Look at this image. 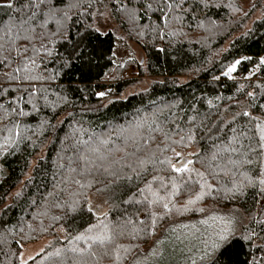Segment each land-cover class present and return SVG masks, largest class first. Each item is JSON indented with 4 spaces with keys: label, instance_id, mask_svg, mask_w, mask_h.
<instances>
[{
    "label": "snow or ice",
    "instance_id": "obj_1",
    "mask_svg": "<svg viewBox=\"0 0 264 264\" xmlns=\"http://www.w3.org/2000/svg\"><path fill=\"white\" fill-rule=\"evenodd\" d=\"M219 6L214 0L0 3L12 13L0 22V132L7 133L0 156L6 160L21 144L34 147L33 137L45 134L60 145L44 191L29 199L31 220L0 210V264H147L148 249L158 255L152 246L158 232L175 233L177 224L195 240L189 251L198 260L189 257L191 264H264V56H233L213 82L231 81L234 94L194 98L187 107L178 98L141 100V107L93 127L76 119L71 98L80 94L85 113L107 106L93 108L89 95L111 102L112 89L97 90L88 79L103 51L101 37L119 31L121 40L135 37L137 48L155 47L179 35L193 13ZM107 51L116 68L125 66V56L136 59L126 47ZM115 78L113 72L109 79ZM65 105L71 111L59 119ZM44 109L49 115L39 119ZM29 118L38 120L35 127ZM44 159L28 165L39 170ZM37 231L53 240L26 255Z\"/></svg>",
    "mask_w": 264,
    "mask_h": 264
},
{
    "label": "trees",
    "instance_id": "obj_2",
    "mask_svg": "<svg viewBox=\"0 0 264 264\" xmlns=\"http://www.w3.org/2000/svg\"><path fill=\"white\" fill-rule=\"evenodd\" d=\"M214 3L220 6L193 13L196 19L186 18L179 35L165 37L162 41L158 40L155 47L149 44L147 48L143 45L137 48L135 37L125 36V39L121 40L119 31L112 32L110 36L101 37L105 41L103 51L97 55L95 66L88 75V79L93 88L97 84L101 86L97 90L110 87L111 102L98 101L94 96L89 95L88 101L93 108L105 103L107 106L99 108V111L85 113L79 111L84 106L80 100V94L73 93L71 98L75 100L78 109L76 119L83 117L86 125L91 122L95 127L98 123L102 124L114 117H120L122 113L131 111L133 107H141V100L144 105H147L150 99L178 98L185 101L184 106L187 107L194 98L233 95L235 85L231 81L216 83L213 82V76L218 75L220 66L231 60L233 56L242 53L251 56L254 61L264 56V20L260 19L264 16V0H214ZM229 4L232 5L231 8L228 7ZM253 5L255 8L252 7ZM245 12L249 15L245 16ZM11 14L7 9H0V22L7 21ZM86 22L93 23L91 20ZM201 23L203 26H198ZM189 24L191 27L188 26ZM177 28L179 29L180 26L178 25ZM144 39L150 41L152 38L146 35ZM109 47L116 50L118 47L131 48L136 59L131 61L128 58L123 68H116L108 63ZM161 47L166 48V51L160 52ZM218 52L220 55L217 57L215 54ZM131 64L135 65V74L131 78L124 79V73ZM246 67L250 68L251 65L248 64ZM113 72L116 78L109 79ZM79 78V74L74 77V79ZM146 87L150 88V91L144 94L142 90ZM133 92H141V95L133 96L131 95ZM224 103L227 104L229 101L225 100ZM69 111L71 108L65 105L62 110H59L58 118L63 119ZM48 115L49 110L44 109L39 119H45ZM29 122L35 127L38 120L29 118ZM52 122L56 123V120L53 119ZM61 128L67 129V121L61 125ZM6 135V132H0V140ZM33 139L34 147L29 145L25 148L21 144L17 152L9 155L6 160L0 156V169L3 170L0 172V210H7L6 218L24 215L25 219L30 221L31 217L26 215L33 211L28 207L29 199L38 195V189L40 192L44 191L43 182L49 180L51 172L55 170V153L59 150V142L49 143L52 138L47 134L39 136L38 139L33 137ZM41 155L45 159L41 162L39 170L29 167L28 162L35 164L36 158ZM29 176L33 177L31 183H28ZM21 190L22 196L15 198V193ZM8 205L11 207L8 208ZM29 239L34 242L47 239V245L53 240V234L37 231L32 233ZM37 264H40L39 260Z\"/></svg>",
    "mask_w": 264,
    "mask_h": 264
},
{
    "label": "rangeland",
    "instance_id": "obj_3",
    "mask_svg": "<svg viewBox=\"0 0 264 264\" xmlns=\"http://www.w3.org/2000/svg\"><path fill=\"white\" fill-rule=\"evenodd\" d=\"M5 0H0V3H4ZM134 47V46H133ZM125 47H118L117 51L122 50ZM128 51L133 53L131 48H128ZM128 59L127 56L124 57V60ZM120 62V61H119ZM135 65L131 64L124 73V79L133 77L135 74ZM182 222H191L195 223L196 221H184ZM176 227L177 231L175 233L170 230H162L156 238V242L152 245L158 255L153 257L151 256V249H148L146 252L147 264H191L189 257L196 258L198 260V254L194 248L191 251L189 249L192 247V244L195 243V240L188 235L187 230L179 228V225H172ZM180 239H177V237ZM185 236L188 238L185 239ZM47 239H42L38 242H32L26 245L25 253L26 255L31 253L35 254L41 246L46 245Z\"/></svg>",
    "mask_w": 264,
    "mask_h": 264
}]
</instances>
